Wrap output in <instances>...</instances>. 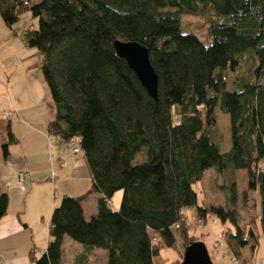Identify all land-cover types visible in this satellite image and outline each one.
Here are the masks:
<instances>
[{
    "label": "trees",
    "instance_id": "trees-1",
    "mask_svg": "<svg viewBox=\"0 0 264 264\" xmlns=\"http://www.w3.org/2000/svg\"><path fill=\"white\" fill-rule=\"evenodd\" d=\"M25 13L38 21L22 34L43 57L51 96L47 133L59 144L80 138L92 181L86 194L61 199L47 248L39 258L30 252L32 263L62 264L68 237L86 250L106 251V264H154L162 250L175 248L178 235L184 250L197 242L185 216L193 209L200 223L211 217L236 227L222 232L215 248L247 264L244 251L255 253L264 242V0H0V16L15 36ZM182 15L206 18L209 43L182 34ZM116 41L148 49L157 101L117 57ZM216 110L230 120L227 151L212 128ZM8 141L5 159L18 143L10 126ZM229 169L248 175L245 202L258 192L260 231L239 228L234 188L225 208L199 206L193 186L208 170L221 175ZM119 192L114 211L110 203ZM93 194L101 196L98 211L86 220L84 206ZM8 205V195H1L0 219Z\"/></svg>",
    "mask_w": 264,
    "mask_h": 264
},
{
    "label": "rangeland",
    "instance_id": "rangeland-1",
    "mask_svg": "<svg viewBox=\"0 0 264 264\" xmlns=\"http://www.w3.org/2000/svg\"><path fill=\"white\" fill-rule=\"evenodd\" d=\"M0 22H2L1 18ZM30 26L37 28L38 21L33 19L30 13H25L21 17L20 24L16 28L18 34L17 36H14L24 48L23 55L24 58L27 59L26 62H29L32 65L29 69V73L24 72L25 74H23L18 82L14 84L13 89L7 88L6 91L0 88V137L1 133L3 134L8 124V121L2 120V117L4 115L8 116L10 112L14 111V109H17L16 107H18V116L12 119V131L13 133L15 132L17 134L20 142L17 150L26 152L35 151V153H42V143L41 141H38L39 135L37 133L35 134V130L41 128L42 125L44 126V124L46 126V123H44L47 122L46 118L49 120L48 103H51V96L41 72L43 57L36 49L28 47L26 48L23 39V31L30 28ZM181 30L182 34H197L202 40H204L205 43H209V39L207 37V22L205 17L194 18L192 16L182 15ZM215 58L218 65L224 66L226 60L223 59L221 55H219V51L216 52ZM246 60L247 57L241 59L243 63ZM228 66L229 78L227 80V87L228 89L233 90V80L235 79L234 70L237 65L233 64V66ZM213 112L216 115V122L211 123L212 128H214L215 130H219V141L221 149L223 151H227L230 147L231 137L229 117L224 116L218 110ZM208 124L210 123L206 118V120H204V127H206ZM58 147L64 154H70L69 144H63L61 146L59 145ZM82 156V154L77 155L79 159H81ZM39 159L41 160L39 163V165H41L40 168H43L42 156ZM56 159L57 158H55V160ZM61 160L70 163V159L67 156H62ZM58 163V161H55V165ZM47 165L48 173L45 172L36 177L32 176L33 178H35V181L43 182V186L35 188L36 193H41L42 190L46 188V185H44L45 183L52 184V167L50 164V160L49 162H47ZM55 170L57 171V166ZM85 170H87V167L85 168ZM74 176L78 178L70 180L69 178H62L61 176H58L59 180H56L57 184L54 188V195L52 192L49 199V204L51 206L54 203L56 207L59 206L61 199L65 193L63 192L64 187H66L67 191H70V189L74 190V192L71 190V193H77L76 195L78 196L82 195V191H86L84 189L91 187L90 182L86 181L87 176H84L82 173L75 174ZM25 179L26 181L24 184V189L26 193L28 191L30 182V178L29 176H27V174L25 175ZM247 187L248 175L246 171L233 172L229 169L221 175H218L214 170L206 171L205 179L202 182L195 184L193 186V189L198 196L199 206L203 207L216 205L225 208L226 206H228L227 203L229 202V198L231 196V190L234 188L236 199L233 208H235L234 210L239 217L238 226L240 229L247 233L250 227L254 231H260L259 217L261 212L260 197L258 192L248 193V200L246 202L244 201L243 194L248 191ZM97 197V195H90L87 203L85 204V214L87 219H89L91 215L96 213ZM122 197V192H119L114 196L111 201L112 209H116L115 205L117 198H120L121 205ZM120 205L117 208L118 210L120 209ZM39 209H42V202H33L32 204L29 203L28 205V216L41 226L36 231L35 235V253L37 257L41 256L43 251L46 249L48 239L46 229V225L48 224V215L45 214L43 218L42 215H39L38 212H35L32 215L33 211H38ZM185 216L187 218V221L194 227L193 230L189 232L190 236L195 237L197 239V243H203L206 246L210 257L212 258V262L214 264H231L227 249L222 248L217 250L215 248V244L222 236V232H226L229 229L235 231L236 227L230 221H228L226 224H223L221 220L211 217L208 218L205 224L200 223L197 221L193 209H187L185 211ZM65 240L64 254H66V256L64 264H71L75 253L71 249L68 250V246L74 245L79 247V244L75 243L68 237H66ZM182 244V239L178 235L175 248L162 250L160 252V257L154 260V264H176V262H178L177 264H181L185 253ZM177 252L179 254H182L179 255L177 254ZM248 252L250 254V251ZM95 253L106 254V251L96 249ZM263 259L264 243L261 238L259 247L254 253V261L256 262V264H260L261 260Z\"/></svg>",
    "mask_w": 264,
    "mask_h": 264
},
{
    "label": "crops",
    "instance_id": "crops-1",
    "mask_svg": "<svg viewBox=\"0 0 264 264\" xmlns=\"http://www.w3.org/2000/svg\"><path fill=\"white\" fill-rule=\"evenodd\" d=\"M1 18V16H0ZM2 20V18H1ZM17 38L14 36L12 31H10L5 25L4 21L0 22V88L7 91V88L13 89L14 84L18 82L20 77L25 74L24 72L29 73V69L31 65L29 62H26L27 59L24 58L23 55V46L20 42L16 40ZM25 42V41H24ZM26 45V43H25ZM27 48V46H26ZM27 51V50H24ZM18 109V107H16ZM14 109V111L10 112L13 114V118L18 116V110ZM9 113V114H10ZM12 118V119H13ZM19 118V117H18ZM17 118V119H18ZM12 119L8 120V124L6 126L3 134L1 133L0 137V196L3 194H7L9 197V205L6 212V215L0 219V264H34L30 260V252L35 253V235L36 231L41 227L38 223L33 221L31 217L28 216V205L33 202L41 203L42 209L38 211H33L32 215L36 212L39 215H48V224L46 225L47 234L49 232V224L52 216L53 210L56 208L55 203L51 206L49 204L50 195L55 191L56 180L58 176L62 178H69L70 180L76 179L78 177L74 176L75 174L82 173L84 176H87V180L91 184V175L87 168L86 161L84 156L81 159L77 157V155L82 154L81 151L77 154H64L62 150L59 149V145H63L58 143L57 137L49 136L47 133V125H42L39 129H34L35 134L39 135V140L42 143V153L26 152L22 150H17L19 147V137L17 134L12 131ZM3 120V119H2ZM8 126L11 128V132L14 137L18 141V143L9 146V155L7 159L3 156L2 147L8 144ZM34 134V135H35ZM41 145V144H40ZM73 155V156H72ZM83 155V154H82ZM42 156L43 160V168H40V157ZM67 156L70 159V163H66L64 167H61L60 164L55 165V161H62L61 157ZM55 158H57L55 160ZM52 167V173L56 174V177H52L51 183H45L46 188L42 190L41 193H36L35 188L43 186V182L35 181V178L32 176H38L43 173H48V165L49 162ZM57 166V171L55 170ZM88 171V172H87ZM211 173V172H210ZM23 174L24 180L20 183L19 176ZM29 176L30 182L28 191L25 193L24 184H25V175ZM205 179V175H204ZM65 181V180H63ZM55 184V185H53ZM89 188V189H88ZM84 189L86 191H82V195L86 194L91 187ZM70 189L67 191L66 187H64L63 192L64 196L70 197H80L82 195H76L77 193H71L74 190ZM88 190V191H87ZM38 191V190H37ZM76 191V190H75ZM37 196H36V194ZM79 194V193H78ZM97 195V206L96 213L98 211V200L100 199V195ZM33 197V198H31ZM62 197V198H63ZM87 203V202H86ZM111 204V203H110ZM120 205V198L116 199V209ZM85 211V206H84ZM95 213V214H96ZM91 215L89 219L94 216ZM85 218L86 214H85ZM44 229V228H43ZM65 239L62 246V264H64L66 254L64 251ZM49 242V236L47 239V245ZM264 243V242H263ZM46 245V248H47ZM71 249L75 254L72 259L71 264H81V258L84 256L87 259L83 264H106L107 263V252L106 254H96L95 250L89 251L84 249L81 245L68 246V250ZM46 250V249H45ZM43 251V253L45 252ZM79 250V251H77ZM250 251V254L249 252ZM42 253V254H43ZM104 253V252H103ZM36 254V253H35ZM245 257L248 260H254V252L249 249L244 251ZM37 257V256H36ZM41 257V256H39ZM38 257V258H39Z\"/></svg>",
    "mask_w": 264,
    "mask_h": 264
},
{
    "label": "water",
    "instance_id": "water-1",
    "mask_svg": "<svg viewBox=\"0 0 264 264\" xmlns=\"http://www.w3.org/2000/svg\"><path fill=\"white\" fill-rule=\"evenodd\" d=\"M114 51L117 57L124 60L136 74L142 86L151 98H158V76L155 73L149 51L136 42L116 41ZM181 264H214L203 243H193L186 248Z\"/></svg>",
    "mask_w": 264,
    "mask_h": 264
},
{
    "label": "built area",
    "instance_id": "built-area-1",
    "mask_svg": "<svg viewBox=\"0 0 264 264\" xmlns=\"http://www.w3.org/2000/svg\"><path fill=\"white\" fill-rule=\"evenodd\" d=\"M13 116L14 115L10 113V114H8V116L4 115L2 117V119L4 121H8V120L12 119ZM57 140H58V143H59L60 142V138L57 137ZM79 144H80V138H78V137L73 138L71 140V142L69 143V145H70V152L73 153V154L79 153L80 152ZM59 164H60L61 167H64L66 165V163L64 161H60ZM52 177H56V174L55 173H52ZM19 180H20V183L23 182V180H24V175L23 174H21L19 176ZM223 244L224 243H219L217 246L223 247ZM230 263L231 264H242V261L238 257H236L235 255L230 254ZM247 264H256V262L253 259H251V260H249V262ZM260 264H264V259L261 260Z\"/></svg>",
    "mask_w": 264,
    "mask_h": 264
}]
</instances>
